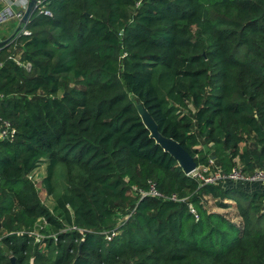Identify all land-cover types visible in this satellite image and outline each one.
<instances>
[{
  "label": "trees",
  "instance_id": "trees-1",
  "mask_svg": "<svg viewBox=\"0 0 264 264\" xmlns=\"http://www.w3.org/2000/svg\"><path fill=\"white\" fill-rule=\"evenodd\" d=\"M44 4L0 47V116L17 131L0 139V264H264V188L201 186L137 110L196 165L264 170V0ZM42 164L53 209L27 177ZM148 181L184 200L140 197ZM39 219L53 238L38 241Z\"/></svg>",
  "mask_w": 264,
  "mask_h": 264
},
{
  "label": "built area",
  "instance_id": "built-area-1",
  "mask_svg": "<svg viewBox=\"0 0 264 264\" xmlns=\"http://www.w3.org/2000/svg\"><path fill=\"white\" fill-rule=\"evenodd\" d=\"M28 0H0V24H3L9 20L17 19L20 20L23 14V11L26 7ZM13 6L16 7L13 10ZM36 10L39 13H43L45 15L50 16L51 13L46 8L44 4V0L36 1ZM23 33H27L26 30ZM18 64L23 65L25 68H29V63H20L18 59L13 58ZM1 65V63H0ZM16 128L13 126L10 120L0 116V139L1 140H9L12 141L15 138ZM213 160L209 159L208 164H200L197 165L196 168L189 173L187 176H192L198 179L200 185L206 184H218L220 182H231V183H239V182H261L264 183V170L263 169H255L251 172H244L242 170V165L236 164L230 172H223L220 169H213ZM33 175H35V171L31 172L27 177L29 180L33 181ZM36 183L35 181H33ZM138 194L140 197L150 196L157 197L162 199L180 201L184 199L178 198L176 194H171L170 196H165L160 191L156 189L155 183L153 181H148L147 189H138ZM190 211L195 214L197 217L195 210L189 205ZM71 229H76L73 226ZM80 231V230H79ZM81 232V231H80ZM35 236H37L38 232H33ZM115 235V232H106V239H111ZM39 236V234H38Z\"/></svg>",
  "mask_w": 264,
  "mask_h": 264
},
{
  "label": "rangeland",
  "instance_id": "rangeland-1",
  "mask_svg": "<svg viewBox=\"0 0 264 264\" xmlns=\"http://www.w3.org/2000/svg\"><path fill=\"white\" fill-rule=\"evenodd\" d=\"M13 10L16 9L15 6L12 7ZM20 22L19 20H9L3 24H0V40H4L8 37H10L11 35L13 36V38L9 41V43L7 44V46H11V44H13L12 42L14 41L15 37L17 36L18 31H16L17 26H19ZM23 29V28H22ZM11 50V49H10ZM18 59V57H17ZM69 86H71L72 83H68ZM207 153L210 152V150H208V148H206ZM45 175V167L44 164L40 165L36 170H35V175H33V181L36 182V186L39 188V196L41 198V200L51 209H53L54 206V202H53V198L49 197L46 195L45 191L40 187V185L38 184V182L41 180V178ZM56 189L58 191H62L63 187H64V183L62 179H57L56 182ZM225 186H234V183H224ZM204 206L206 207V209L208 210V212H217L222 214L227 220H229L230 222H235L236 224L239 222L240 223V218L237 216V212H236V208L233 206V202L231 199H226L223 202H225V204H227V207H218L216 204V199L212 198L211 196L205 195L204 197ZM127 217V216H125ZM119 217V221H120ZM123 220V219H122ZM41 228H43L44 230H46V234L42 233L43 235H39L37 234V239L39 240H45V238H53L55 236V233L46 225L45 221L43 219H39L36 225V229L40 230ZM38 232V231H37ZM40 250L43 253L47 252V247L44 243H42V245L40 246Z\"/></svg>",
  "mask_w": 264,
  "mask_h": 264
},
{
  "label": "water",
  "instance_id": "water-1",
  "mask_svg": "<svg viewBox=\"0 0 264 264\" xmlns=\"http://www.w3.org/2000/svg\"><path fill=\"white\" fill-rule=\"evenodd\" d=\"M36 1L37 0H28L22 17L19 20L20 24L17 26L16 31H19L21 24H26L30 17L35 13L37 9ZM12 38L13 36L11 35L4 40H0V47L7 45ZM137 110L145 127L149 130L151 138L154 139L155 143L158 144L163 149V151L170 154L177 161L185 175H189V173H191L197 166L193 156H191V154L178 142L172 138L163 136L159 132L155 121L141 104L137 105ZM10 260L11 263L14 264V258L11 257Z\"/></svg>",
  "mask_w": 264,
  "mask_h": 264
},
{
  "label": "crops",
  "instance_id": "crops-1",
  "mask_svg": "<svg viewBox=\"0 0 264 264\" xmlns=\"http://www.w3.org/2000/svg\"><path fill=\"white\" fill-rule=\"evenodd\" d=\"M17 20V19H15ZM234 186H238L243 190L246 191H254V190H261L264 188V183L261 182H240L234 183Z\"/></svg>",
  "mask_w": 264,
  "mask_h": 264
}]
</instances>
